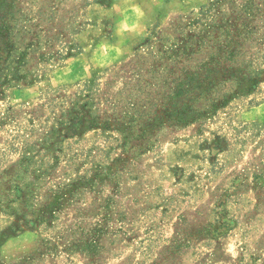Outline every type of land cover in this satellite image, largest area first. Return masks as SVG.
Listing matches in <instances>:
<instances>
[{
  "label": "rangeland",
  "instance_id": "rangeland-1",
  "mask_svg": "<svg viewBox=\"0 0 264 264\" xmlns=\"http://www.w3.org/2000/svg\"><path fill=\"white\" fill-rule=\"evenodd\" d=\"M247 1L264 13V0L16 1L18 43L33 45L27 69L40 79L0 95V177L30 148L26 171L16 166L12 174L24 183L44 174L29 205H47L55 186L81 184L47 226L32 227L25 222L33 208L22 200L12 204L21 220L4 212L17 196L0 178L2 263L264 264V81L214 116L164 125L140 152L124 151L110 129L77 135L76 125L55 124L90 81L101 122L139 109L146 93L156 99L178 40L204 29L211 6L220 19ZM257 26L264 34V18ZM200 51L186 67L204 61ZM249 52L260 61L264 46Z\"/></svg>",
  "mask_w": 264,
  "mask_h": 264
},
{
  "label": "trees",
  "instance_id": "trees-1",
  "mask_svg": "<svg viewBox=\"0 0 264 264\" xmlns=\"http://www.w3.org/2000/svg\"><path fill=\"white\" fill-rule=\"evenodd\" d=\"M16 1L0 0V95L5 88L16 84L32 85L40 79L34 71L27 69L28 56L33 45L21 47L18 43L20 39ZM218 12L215 6H211L204 13V16L213 14L207 23H202L204 29L197 35L178 40V44L171 49L167 59L174 65L169 71V79L163 83L164 90L156 99L146 93L145 104L139 109H133L131 114L125 112L118 117L114 116L110 121L101 122L99 116L93 113L98 93L97 84L90 81L76 91L66 111L63 110L56 119V127L67 129L76 125L77 135L90 130L110 129L121 135V147L124 151L140 152L144 150L140 143L164 125L174 127L192 125L214 116L232 100L250 96L264 81V65L260 67V63L264 64L262 61L264 56L261 55L259 61V58L249 52L250 46L257 48L264 46V34L257 26L264 18V13L252 1L240 5L235 13L232 12L230 15L221 13L220 19H215L214 15ZM202 48L206 50L203 51L206 56L204 61L195 68L186 67L185 62L192 55L201 52ZM248 54L250 56L246 57ZM228 85L232 90L223 91ZM201 102L205 106L202 109L197 107ZM56 127H51V131L47 133L50 137L56 131ZM51 148L48 145L47 150ZM28 149L30 150L26 148L20 153L19 165L14 164L1 173V180L4 178L6 181L7 178L11 183L10 187L4 183L3 188L12 190L17 196L6 203L4 212L21 220L22 215L14 211L12 204L16 200H22L28 208H33L29 211L32 219L27 220L25 224L32 227L47 226L52 215L73 198L81 180L71 181L64 186H55L56 191L52 192L51 202L37 208L32 207L29 202L33 199L31 196L34 195V183L44 174L37 171L35 180L31 182L27 180L26 183L21 182L18 174L12 177L16 166L26 171V166L31 162L28 158ZM57 160V157L50 158L52 169L56 166ZM24 163L26 165H23ZM16 181L20 184L16 185ZM0 264L4 263L0 261Z\"/></svg>",
  "mask_w": 264,
  "mask_h": 264
}]
</instances>
